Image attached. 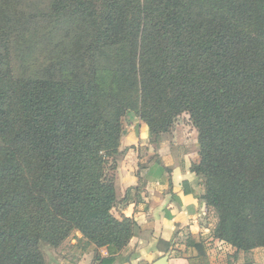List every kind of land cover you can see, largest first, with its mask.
I'll use <instances>...</instances> for the list:
<instances>
[{
  "label": "trees",
  "instance_id": "obj_1",
  "mask_svg": "<svg viewBox=\"0 0 264 264\" xmlns=\"http://www.w3.org/2000/svg\"><path fill=\"white\" fill-rule=\"evenodd\" d=\"M52 9L82 22L66 63L74 73L0 75V264H46L42 243L71 232L106 264L96 250L115 256L138 235L132 218L111 213L127 112L150 142L187 113L199 148L191 171L218 238L236 252L264 248V0H53Z\"/></svg>",
  "mask_w": 264,
  "mask_h": 264
},
{
  "label": "crops",
  "instance_id": "obj_2",
  "mask_svg": "<svg viewBox=\"0 0 264 264\" xmlns=\"http://www.w3.org/2000/svg\"><path fill=\"white\" fill-rule=\"evenodd\" d=\"M184 127L174 126L157 142H150L147 128L123 134L121 148H128L118 162L119 203L111 210L117 218H132L139 227L138 235L117 255L110 256L106 248L96 250L106 264H154L168 256L167 264H192L194 255H182L192 250L188 234L195 239L201 231L204 208L203 193L191 165L198 160L197 135L188 138ZM83 244L78 254L69 252L57 264H97L95 248ZM185 242V243H184ZM85 247L87 249H85ZM190 252V251H189ZM250 262L264 264V248L251 250ZM56 263V262H55Z\"/></svg>",
  "mask_w": 264,
  "mask_h": 264
},
{
  "label": "rangeland",
  "instance_id": "obj_3",
  "mask_svg": "<svg viewBox=\"0 0 264 264\" xmlns=\"http://www.w3.org/2000/svg\"><path fill=\"white\" fill-rule=\"evenodd\" d=\"M0 2L2 4L0 21L6 27L3 28V33L0 32V75L8 72L13 79H39L47 73L56 79L71 76L74 73L73 67H67L66 63L72 46L82 34L80 18L70 15L72 12L69 11L55 13L52 9L53 0H0ZM121 122L122 137L129 130L135 132L138 128H147L132 112H127ZM174 126L186 128L189 132L188 138L193 136L194 130V135H197L187 113L178 115L173 120L171 128ZM198 151L197 143V155ZM198 161L199 156L196 162ZM117 169L118 165L114 173L109 171L115 176L116 191ZM203 205L201 231L195 235V239L189 234L185 236L188 238L185 242L190 241L187 245L193 249H183L181 254L194 255L192 257L195 260L192 264H253L248 255L251 251L236 252L229 243L218 238L217 213L204 202ZM23 210L27 220L34 221L39 216L35 207L27 206ZM82 245L76 233L71 232L69 237L56 247L42 243L41 252L45 256L46 264H57V261H62L69 252L78 254L79 249H83Z\"/></svg>",
  "mask_w": 264,
  "mask_h": 264
},
{
  "label": "water",
  "instance_id": "obj_4",
  "mask_svg": "<svg viewBox=\"0 0 264 264\" xmlns=\"http://www.w3.org/2000/svg\"><path fill=\"white\" fill-rule=\"evenodd\" d=\"M168 256H164L160 258L158 261H156L154 264H167Z\"/></svg>",
  "mask_w": 264,
  "mask_h": 264
}]
</instances>
